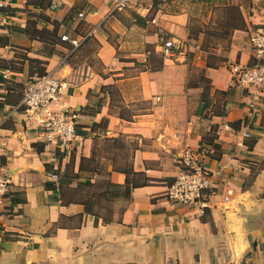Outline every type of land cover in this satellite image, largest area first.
<instances>
[{
	"label": "crops",
	"instance_id": "0c3cea01",
	"mask_svg": "<svg viewBox=\"0 0 264 264\" xmlns=\"http://www.w3.org/2000/svg\"><path fill=\"white\" fill-rule=\"evenodd\" d=\"M1 1L0 78L44 68L67 79L56 102L74 112L78 138L49 141L17 107L23 95L11 104L1 89L0 264H264V85L250 98L230 72L253 63L264 0H130L111 13L107 0ZM91 31L65 58L59 35ZM215 34L228 35L218 53L206 49ZM166 38L187 50L164 57ZM96 138H123L127 162L99 155ZM187 147L223 170L204 213L166 197Z\"/></svg>",
	"mask_w": 264,
	"mask_h": 264
},
{
	"label": "built area",
	"instance_id": "2783aa9c",
	"mask_svg": "<svg viewBox=\"0 0 264 264\" xmlns=\"http://www.w3.org/2000/svg\"><path fill=\"white\" fill-rule=\"evenodd\" d=\"M107 1L110 4L109 12L111 13L128 6L130 0ZM2 6L3 2L0 0V8ZM0 16H3L1 11ZM2 24H6L4 17ZM91 34L92 31L86 35L61 33L60 42L68 44L70 48L65 58ZM249 40L253 63L251 65L233 64L230 72L233 83L243 88L247 96L253 98L256 90L264 85V28L257 29ZM182 46L181 41L166 38L162 41L161 53L164 57H172ZM2 74L4 77L7 76L6 71L2 70ZM69 85L70 82L67 79L55 77L49 72L35 75L27 82L21 101L17 105V107H24L25 113L41 134L65 149L72 147L78 138L74 112L70 111L68 106L57 105L56 102ZM250 105H253L252 102ZM180 163L183 167L168 185L166 197L171 203L204 213L209 206V194L213 189L214 180L222 176L223 170L212 171L206 168L199 155L189 147L185 148L181 154ZM7 189L8 180L0 178V199ZM230 193L231 191L228 190L227 194ZM227 196L224 199H227Z\"/></svg>",
	"mask_w": 264,
	"mask_h": 264
},
{
	"label": "rangeland",
	"instance_id": "374dc122",
	"mask_svg": "<svg viewBox=\"0 0 264 264\" xmlns=\"http://www.w3.org/2000/svg\"><path fill=\"white\" fill-rule=\"evenodd\" d=\"M189 1L190 0H172V2L175 3V5H178L179 7H185V5H187ZM199 11H200V13H203L206 16L208 14V12L210 11V6H207V7L205 6V8H202ZM222 13L223 14L225 13V9H223V8L214 10V17L216 19V23H220L221 30L226 31V29L228 28L227 24L225 23L224 20H221V18H218L221 16ZM225 18L226 17H223V19H225ZM218 21H220V22H218ZM190 22H191V25L193 26V31H195V32H198V33L202 32V31H205L206 33L211 32L209 29L206 28L205 24L203 25L202 19H197V17H192ZM212 27L217 28L216 24H214V26H212ZM210 34H212V33H210ZM0 35H3V34L0 32ZM213 36H215V37L209 38L208 41L206 42V45H207L206 49L209 52L215 51L218 53V51H219L218 49L220 48V52H221V48L224 47L225 43L227 42V36L228 35H225V34L217 35V34H215ZM219 36L222 38L221 40L218 38ZM92 45L93 44L89 45L86 49H88V51H90ZM187 48H188L187 43H183V46L181 48H179L178 51H181L183 53L187 50ZM67 49H69V48L67 47ZM153 57H155V61H158L159 56H153ZM91 59H93V58H91ZM3 64L4 63L0 61V65H3ZM96 67L97 68L99 67L98 63L96 65ZM29 80H30V77H26V78L20 77V79L16 80L15 82H13L9 79L6 80L5 78H0V83H1L0 84V93L4 92V90H1L2 88H7L8 90H12L13 93H11V96H9L8 100L10 101L11 104L12 103L15 104V102H17V100H18L16 98L23 95L24 90H25V86ZM116 94H117V89L115 90V93H114L115 99H117V95H119V94H117V95ZM102 141H103V138H99V139L96 138L95 139V144L100 145V147H101V148L98 147L99 155H104L109 161L111 159L113 160V162H114V160L118 161V162L115 161L117 165H121V164L124 165L127 162V160L129 159V155H130L131 151L127 147L124 148L122 141H125V140L123 138H121L122 143L119 141L114 142L112 147L111 146H102L103 145ZM115 148H118V149H115ZM90 165H94V163H90ZM118 167H120V166H118Z\"/></svg>",
	"mask_w": 264,
	"mask_h": 264
},
{
	"label": "trees",
	"instance_id": "16d2710c",
	"mask_svg": "<svg viewBox=\"0 0 264 264\" xmlns=\"http://www.w3.org/2000/svg\"><path fill=\"white\" fill-rule=\"evenodd\" d=\"M46 71H45V69L43 68V69H41V71L38 73V75H40V74H44ZM86 160H88L86 157H82V159H81V164H80V169H84V162L86 161ZM119 170H123V169H119Z\"/></svg>",
	"mask_w": 264,
	"mask_h": 264
}]
</instances>
